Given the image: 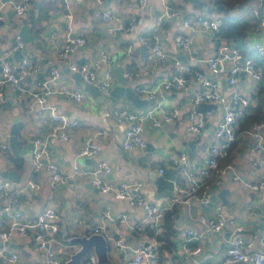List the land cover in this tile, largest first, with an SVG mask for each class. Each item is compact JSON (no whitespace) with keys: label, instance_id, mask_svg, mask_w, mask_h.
<instances>
[{"label":"crops","instance_id":"0c3cea01","mask_svg":"<svg viewBox=\"0 0 264 264\" xmlns=\"http://www.w3.org/2000/svg\"><path fill=\"white\" fill-rule=\"evenodd\" d=\"M5 1L3 24L0 25V51L14 44L19 23L26 22L30 32L35 35V39L31 42L23 41L22 56L41 65V71H44L42 78L35 77L36 73L28 76L24 82L25 87L32 90L37 89L39 82L47 79L51 66H55L59 74L47 83L50 88L55 89L66 85L80 89L84 93L78 101L59 93H51L47 96V104L57 106L61 112L77 120V124L68 130V139L60 136H47L49 151L47 160L53 161L62 170H69L73 163L92 166L95 162L104 160L111 166V171L104 175L105 180L115 185L123 181L139 184V192L146 201L154 204L167 205L171 198L163 193L168 170L176 168L172 167L166 158L170 152L184 151L190 157H195L199 164L204 163V154L213 141L214 127L222 116L221 105L211 103L213 105L209 109L198 110V106L195 108L197 117L203 121L202 131L195 134L188 130L189 120L187 118V113L193 109L191 98L199 87L192 74L189 75L185 88L160 91L155 98L151 99L153 100L151 103L137 107L125 95H120L113 101L110 96L107 97L101 92L98 95H92L84 90L86 82L74 76L70 64L72 62L80 64L86 59L93 60L98 56L99 50L104 49L113 61L114 85L117 83L115 68L122 66L127 77L126 85L134 86L141 81L153 86L162 72L172 70L174 57L184 62L188 60V52L176 46L173 41L177 33H183L191 38V48L196 58L192 66L203 71L215 83L222 95H230L238 91L240 94H249L251 100L253 94L264 85V57L258 55L253 49V43L256 40L264 41V30L253 32L248 29L244 41L236 44L244 57L253 58L261 66L262 78L254 83L241 71L237 83L231 85L225 74L211 73L204 61L206 57L214 54L217 47L226 40H215L200 27L183 26V19L197 14L216 18L214 11H209L192 0H148L141 11L136 9L137 0H102L100 4L95 0H30L28 9L30 20L13 12L10 3L13 0ZM207 1L210 4L209 0ZM165 4L176 9L177 14L165 17L160 24H157L156 18ZM96 8H109L123 17L136 14L140 22L135 33L117 35L110 33L101 18L93 15ZM254 9H258L260 16L264 17V2L261 0H244L239 6L233 8L230 14L234 18L252 23ZM67 11L73 14L71 19L73 34L86 36L87 42L71 52L66 59L57 60V52L62 44L64 29L68 22L65 16ZM51 26L55 27L54 32L44 35ZM152 33L159 34L165 55L159 60L154 74L141 78L134 73L147 65L146 49L148 46L139 42L136 36L142 34L148 39ZM128 45L132 46L131 57L126 56ZM19 59L18 55L13 53L12 60L17 68ZM230 64L231 61L228 60L227 65ZM101 74L102 71L99 70L98 76ZM3 89L5 99L0 103V144H7V148H0V171L14 170L19 175L17 183L6 178L15 187H22L29 180L37 181L41 186L36 190L27 188L22 193L20 203L8 212L3 210L6 200L0 193V216L33 223L43 208L53 207L58 213V231L55 234V241L51 243V248L63 264L79 249L78 245L72 243V239L94 235L92 228L95 225H105V231L97 233L104 236L108 242V261L105 264H124L112 238L124 236L129 244V254L145 242H151L152 239L145 230L135 232L128 226L119 225V213L121 212H126L130 225L139 223L142 218V208L130 206L119 198L116 191L103 193L98 189L94 190L92 186H95L91 179L85 176L59 183L55 188L47 186L46 170L44 168L35 169L32 159H26L24 155L27 152V146L33 144L35 137H45L51 124L49 112L46 108L32 103L28 94L24 93L18 97L9 84L5 83ZM117 106L131 111L151 109L155 116L165 110L175 108L179 110V116L157 127L149 126V120L145 119L143 135L150 149L146 144L144 149L126 150L121 143L128 122L114 117L113 110ZM15 119L18 121V139L22 146L18 156L12 153L8 144L9 132L12 124L16 122ZM205 123L206 126H204ZM101 130L104 132L96 134ZM93 134H96L95 139L100 145L99 150L90 157L79 155V149L84 141ZM251 142L248 128L240 130L228 154V160L237 167L239 180L224 178L221 185L212 186L206 203L198 201H192L189 204L179 203L171 209L173 212V235L170 237L172 249L170 252L158 249V264L220 263L231 239L229 224L220 232L203 233L192 241V245L201 247L200 255L191 256L183 252V232L190 228L199 233L203 232V227L196 218L199 214L212 216L218 205L227 219L243 227L241 237L245 250L258 249V237L262 232L261 226L264 224L262 221L264 220V191L251 189L246 184L256 182L264 174V151L253 153ZM255 158H260L263 165L253 166L251 161ZM43 162L45 163L46 159H43ZM160 166L165 168L163 174L158 171ZM182 179L180 169L174 173V181ZM221 189L227 190L225 193L227 203L225 204L218 196ZM212 197L213 200L210 202ZM82 208L84 212H81ZM77 217L82 218V224L75 223ZM33 232L30 230L31 234ZM6 251L17 253L18 261L14 264H46L43 253L31 237L24 240L18 237L11 239L6 244ZM90 253H93V250Z\"/></svg>","mask_w":264,"mask_h":264},{"label":"built area","instance_id":"2783aa9c","mask_svg":"<svg viewBox=\"0 0 264 264\" xmlns=\"http://www.w3.org/2000/svg\"><path fill=\"white\" fill-rule=\"evenodd\" d=\"M95 1L98 4L102 2V0ZM147 1L137 0L136 9L141 11ZM261 1L264 2V0ZM10 3L15 14L25 16V19L30 20V16L28 15L30 0H13ZM5 4V0H0V19L3 18V7ZM176 14V9L165 4L162 12L156 18V23L160 24L163 18ZM93 15L100 17L106 24L107 30L115 35L134 34L140 22V18L136 14L123 17L114 13L109 8H96L93 11ZM252 15L254 20L250 29L253 32L264 30V17L260 16L258 9H254ZM65 16L68 22L64 29L62 44L57 52V60L66 59L71 52L87 42L86 36L73 34L71 26L72 12L67 11ZM182 23L183 26L189 28L200 27L206 30L210 34V37L217 39L216 31L219 22L214 17L197 14L183 19ZM136 38L139 42L148 46L146 49L147 65L134 73V75L144 78L155 73L159 60L165 55V52L158 33H152L148 39L142 34H138ZM173 41L176 46L184 48L188 52V60L184 62L178 57H174L170 72H162L153 86L140 81L133 86L134 92L143 98L153 99L160 91L185 88L189 75L192 74L197 80L199 87L191 98L193 109L187 113L189 120L188 130L195 134L202 131L203 121L197 117L195 111V108L202 102L220 104L222 116L214 127L213 141L204 154V163L199 164L195 157H190L184 151L170 152L167 155L166 158L170 165L172 167H179L183 175L182 180L173 181L172 195L167 205H158L146 201L139 192V184H130L123 181L115 185L105 180L104 175L111 171V166L104 160L97 161L92 166L73 163L69 170H62L56 163L47 160L49 157L47 136H60L63 139H68L69 128L77 124L75 118L61 112L57 106L47 104V96L51 93H59L78 101L83 97L84 93L80 89L70 88L66 85H61L55 89L50 88L47 83L59 74L55 66H51L47 79L43 82L40 81L37 89L26 88L25 79L40 72L42 68L41 65L33 63L29 58L21 56L18 65L19 70H17V66L12 60V55L16 50L23 48V41L18 35H16L15 42L10 48L0 51V103L5 99L3 86L7 83L18 97L24 93L28 94L32 103L46 108L49 112L51 119L49 129L45 137L37 136L34 138L32 149V164L35 169L44 168L46 170L48 174L46 180L47 186L55 188L59 183H65L69 180L85 176L91 179L92 184L99 191L103 193L116 191L119 198L126 201L130 206H140L142 208L140 222L133 225L128 223L126 212L119 213V225L128 226L135 232L145 230L152 233L150 236L151 242H148L146 246L142 244L130 254L128 253L129 244L124 236L112 238L115 247L118 248L123 258L124 264H158V247L163 242L157 241L154 237L160 233V224L164 213L179 203L189 204L192 201L206 203L208 201L209 190L212 186L221 185L224 178L231 180L240 179L237 167L232 161L228 160V154L231 143L237 137L236 129L238 122L245 114L246 106L249 104L251 96L249 94H240L238 91L232 92L230 95H222L215 83L203 71L192 66V62L196 58L191 48V38L183 33H177ZM253 49L258 55L264 57V41L256 40L253 43ZM132 51V46L128 45L126 47V56L131 57ZM228 60L231 61L230 65H227ZM204 61L211 73L225 74L231 85L237 83L241 71L254 83L259 82L263 75L261 66L253 58L244 57L241 49L230 42L221 43L217 47L216 52L206 57ZM112 65L113 61L109 53L104 49H100L95 59H86L80 64L72 62L70 69L74 72H79L85 82L96 84L100 92L108 97L114 86L115 79ZM99 70L102 71L101 76H98ZM113 115L118 120L128 122L121 144L126 150H134L146 147V140L143 135L145 119L149 120V126L157 127L162 123L175 120L179 116V110L173 108L155 116L151 109L146 111H131L125 107L117 106L113 110ZM100 132H104V130L97 131L96 134ZM96 134H93L84 141L83 146L79 149V155L90 157L99 150L100 145L95 139ZM248 134L252 140L251 151L253 153L264 151V119L253 122L248 129ZM0 148L6 149L7 144L1 143ZM43 159H46L45 163ZM251 163L253 166L258 167L263 165L260 158L253 159ZM158 171L160 174H163L165 168L160 166ZM246 185L251 189H261L264 191V174L256 182H248ZM40 186L39 182L29 180L24 186L15 187L8 179L2 176L0 171V193L6 200L3 210L8 212L18 205L21 201L22 193L27 188L36 190ZM81 212H84L83 208ZM57 220L58 213L50 206L43 208L33 223L0 216V264H14L18 261L17 253L6 251V242L15 237L23 240L31 237L38 249L43 253L46 264H63L51 248V243L55 241V234L58 231ZM196 220L203 227V232L199 233L192 228L183 232V252L186 255L198 256L201 254V247L192 245L194 239L203 233L220 232L229 224L231 226V239L224 251L222 261L218 264H264V229L258 237V249L246 251L241 237L243 227L227 219L219 205L212 216L199 214ZM262 221L264 223V220ZM82 222L81 217L75 219V223L77 224H82ZM30 230L34 231L33 234L30 233ZM92 231L95 234L103 233L105 225H95ZM83 264L100 263L97 262L94 253H89L85 257ZM175 264L185 263L179 262ZM203 264L208 263L203 262Z\"/></svg>","mask_w":264,"mask_h":264},{"label":"water","instance_id":"95a60500","mask_svg":"<svg viewBox=\"0 0 264 264\" xmlns=\"http://www.w3.org/2000/svg\"><path fill=\"white\" fill-rule=\"evenodd\" d=\"M192 1L198 3L201 6H204L209 11H214L215 9V7L210 5L207 0H192ZM2 24H3V20L0 19V25ZM54 30H55V27L51 26L48 28L47 32L44 35H50ZM16 35H18L20 39L24 42H31L35 39V35L30 32L29 25L26 22L19 23V27L16 32ZM14 54L18 55V57L21 58L23 54V50L18 49L14 52ZM17 70H19V68H17ZM0 71H1V65H0ZM115 74L117 77V83L113 86L110 92V98L113 101H115L116 98L120 95L127 96L130 99L131 103L137 107H141L153 101L151 99L142 98L141 96H139L138 93L134 92L133 86L125 84L127 81V77L124 72V68L122 66L115 68ZM43 75H44V71H40L35 74V77L42 78ZM74 76H76L78 80L81 79V75L79 72H74ZM29 79H31V77H29ZM83 89L90 92L92 95L100 94V90L98 89L97 85L93 83L86 82ZM212 105L213 104L211 103L202 102L198 105V110L202 108L209 109ZM204 126H206V123ZM8 144H9V148L12 151V153L15 156H18L19 152L21 151L22 146L18 139V121L17 120L11 126L9 136H8ZM146 144H147V147L149 148L150 147L149 143H146ZM32 149H33V144H30L27 146V152L24 155L26 159H32ZM179 170H180L179 167L171 168L168 170V178L165 182V188L163 190L164 194L168 196L172 195L174 173ZM1 174L3 177L8 178L15 183L19 181V175L14 170H3L1 171ZM92 188L94 190H97V188L93 186ZM226 192H227L226 189H221L218 194V196L222 199L224 204L227 203V201L225 200ZM212 200H213V197L210 200V202ZM263 229H264V224L261 226V230ZM72 243L78 245L79 249L70 257V259L65 264H81L84 261L85 257L90 253L91 250H93V253L96 256L98 263L105 264L108 261L109 246L104 236L100 234H94L89 237H86V236L75 237L72 239ZM147 244L148 242H145L144 246H146Z\"/></svg>","mask_w":264,"mask_h":264},{"label":"trees","instance_id":"16d2710c","mask_svg":"<svg viewBox=\"0 0 264 264\" xmlns=\"http://www.w3.org/2000/svg\"><path fill=\"white\" fill-rule=\"evenodd\" d=\"M243 1L244 0H209L210 4L215 7L214 12L219 22L216 31L217 39L215 40L223 39L234 45L241 44L244 41L247 30L250 29L253 22L249 23L246 20L234 18L230 14L231 10L239 6ZM261 119H264V85L259 88L257 93L253 94L249 104L246 106L245 114L238 122L239 128L236 129V136L240 130L244 128L249 129V125L251 126L253 122ZM234 142L231 143L229 151ZM172 222L173 212L172 210H167L164 213L160 226V233L154 237L157 241L163 242L158 247L159 250L163 249L170 252L172 249V243L170 242V237L173 235ZM146 232H148L150 236L152 235L149 231Z\"/></svg>","mask_w":264,"mask_h":264}]
</instances>
